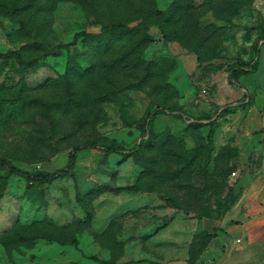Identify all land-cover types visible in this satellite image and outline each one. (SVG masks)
Instances as JSON below:
<instances>
[{"label": "rangeland", "instance_id": "1", "mask_svg": "<svg viewBox=\"0 0 264 264\" xmlns=\"http://www.w3.org/2000/svg\"><path fill=\"white\" fill-rule=\"evenodd\" d=\"M8 50L36 62L0 58V157L53 171L95 146L52 181L0 167V264H201L212 238L227 255L264 181V0H0ZM176 215L209 230L177 249Z\"/></svg>", "mask_w": 264, "mask_h": 264}, {"label": "crops", "instance_id": "2", "mask_svg": "<svg viewBox=\"0 0 264 264\" xmlns=\"http://www.w3.org/2000/svg\"><path fill=\"white\" fill-rule=\"evenodd\" d=\"M262 135L264 137V131ZM248 188V194L254 197L255 204L245 213V220L242 225L230 227L218 236L220 242L225 245L227 255L222 256L223 252L221 250L215 252L217 241L212 238L201 256V264H247L242 260L244 250L264 252V181L255 178L250 181ZM174 225H177L174 239L177 249H184L185 244L187 245L197 230L200 228L209 230L207 226H210L206 222L187 220L180 215H176L169 220L162 232L170 230ZM201 225L202 227H200Z\"/></svg>", "mask_w": 264, "mask_h": 264}, {"label": "trees", "instance_id": "3", "mask_svg": "<svg viewBox=\"0 0 264 264\" xmlns=\"http://www.w3.org/2000/svg\"><path fill=\"white\" fill-rule=\"evenodd\" d=\"M158 13L162 14L160 11H158ZM118 24L112 23L109 24L108 26H106L105 28H102L103 30H106L108 28H115L117 27ZM78 36H91L90 33L81 31L77 34H75V38ZM17 58L18 60H20V62H22L23 65L25 66H33L35 64V59H31L28 61H22L21 60V55L18 51L16 50H8L5 52H0V58H4V59H8V58ZM256 65L257 62L256 60L254 61H239L237 63H235V69L232 71L231 75L236 78L241 74H245L248 72H254L256 70ZM91 146H95L93 143L90 142H85L79 145H76L72 148V150L70 151L69 155H68V160L65 166L58 168L56 170L53 171H48V170H38V171H34V172H28L25 171L23 169H20L18 167H16L15 165H13L11 162H9L8 160H6L3 157H0V167L6 169L9 173H17L21 176H23L26 179H31V180H35V181H52L58 177L64 176L68 173V171L71 169V167L73 166V163L75 161L76 158V154L79 150L83 149V148H87V147H91ZM105 152H115V151H119L120 149H122L119 146H114V145H102L101 146ZM91 259H93L94 261H96L97 264H111L110 261H107L105 259L102 258H98L95 256H91Z\"/></svg>", "mask_w": 264, "mask_h": 264}, {"label": "built area", "instance_id": "4", "mask_svg": "<svg viewBox=\"0 0 264 264\" xmlns=\"http://www.w3.org/2000/svg\"><path fill=\"white\" fill-rule=\"evenodd\" d=\"M231 175H232V176H235V175H236V172H235V171H232V172H231Z\"/></svg>", "mask_w": 264, "mask_h": 264}]
</instances>
